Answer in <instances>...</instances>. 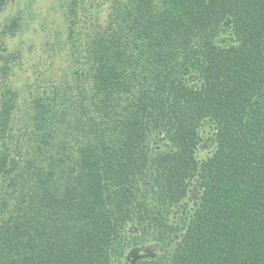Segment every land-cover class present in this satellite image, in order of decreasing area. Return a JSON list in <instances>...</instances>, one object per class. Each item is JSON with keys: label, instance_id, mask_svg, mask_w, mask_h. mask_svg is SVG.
Here are the masks:
<instances>
[{"label": "trees", "instance_id": "1", "mask_svg": "<svg viewBox=\"0 0 264 264\" xmlns=\"http://www.w3.org/2000/svg\"><path fill=\"white\" fill-rule=\"evenodd\" d=\"M64 19L72 118L57 88L25 116L0 89V264H122L134 231L161 246L135 264H264V0H69Z\"/></svg>", "mask_w": 264, "mask_h": 264}, {"label": "rangeland", "instance_id": "2", "mask_svg": "<svg viewBox=\"0 0 264 264\" xmlns=\"http://www.w3.org/2000/svg\"><path fill=\"white\" fill-rule=\"evenodd\" d=\"M68 1L6 0V7L0 11V89L6 84L19 92L22 116L28 111V101L33 93L56 88L62 93L60 103L64 104L62 106L66 110L65 121L74 114L76 64L67 40L64 19ZM13 19L19 23L15 33L7 30V25ZM209 143L210 139L206 137L198 152L200 158L211 152ZM131 240L122 264L137 262V257H127L132 250H137L139 256L160 253L158 242L145 239L135 231Z\"/></svg>", "mask_w": 264, "mask_h": 264}, {"label": "flooded vegetation", "instance_id": "3", "mask_svg": "<svg viewBox=\"0 0 264 264\" xmlns=\"http://www.w3.org/2000/svg\"><path fill=\"white\" fill-rule=\"evenodd\" d=\"M194 199H196V196H194Z\"/></svg>", "mask_w": 264, "mask_h": 264}]
</instances>
